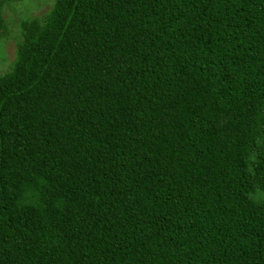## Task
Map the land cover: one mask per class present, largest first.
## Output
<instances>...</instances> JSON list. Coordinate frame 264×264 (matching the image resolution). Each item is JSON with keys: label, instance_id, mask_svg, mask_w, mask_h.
Masks as SVG:
<instances>
[{"label": "trees", "instance_id": "16d2710c", "mask_svg": "<svg viewBox=\"0 0 264 264\" xmlns=\"http://www.w3.org/2000/svg\"><path fill=\"white\" fill-rule=\"evenodd\" d=\"M0 264H264V0L23 17L0 73Z\"/></svg>", "mask_w": 264, "mask_h": 264}, {"label": "rangeland", "instance_id": "374dc122", "mask_svg": "<svg viewBox=\"0 0 264 264\" xmlns=\"http://www.w3.org/2000/svg\"><path fill=\"white\" fill-rule=\"evenodd\" d=\"M55 0H10L5 7L9 22L8 34L0 36V73L5 72L16 57V37L23 17L42 15L49 11Z\"/></svg>", "mask_w": 264, "mask_h": 264}]
</instances>
